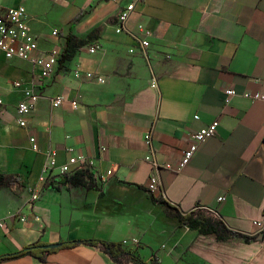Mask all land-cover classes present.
I'll use <instances>...</instances> for the list:
<instances>
[{
	"label": "crops",
	"instance_id": "crops-1",
	"mask_svg": "<svg viewBox=\"0 0 264 264\" xmlns=\"http://www.w3.org/2000/svg\"><path fill=\"white\" fill-rule=\"evenodd\" d=\"M130 2V32L118 33ZM19 5L27 10L40 54L63 49L69 23L83 12L75 31L99 28L93 43L102 48L91 53L83 47L67 72L56 67L46 79L32 62L0 56V174L18 176L11 187H0V256L36 241L138 237L137 254L149 263L264 264V230L255 228L264 222V100L244 95L264 91V0H0V16ZM141 37L150 41L146 48ZM28 86L40 99L22 126L17 106ZM228 88L235 94L227 104ZM58 95L65 100L55 107ZM216 119V133L181 168L191 132ZM79 153L93 160L99 189L45 188ZM52 159L53 172L41 184ZM153 174L159 179L155 192L178 211L209 207L251 238L219 241L179 226L139 187H148ZM35 189L40 198L30 201ZM113 189L133 190L142 203H127ZM56 249L45 260L26 254L0 264H119L97 246Z\"/></svg>",
	"mask_w": 264,
	"mask_h": 264
},
{
	"label": "built area",
	"instance_id": "built-area-1",
	"mask_svg": "<svg viewBox=\"0 0 264 264\" xmlns=\"http://www.w3.org/2000/svg\"><path fill=\"white\" fill-rule=\"evenodd\" d=\"M135 8V3L130 2L123 9L119 16V23L116 27L118 33L122 31L130 32L126 27V22ZM144 35L149 36L150 32L142 29ZM59 30L55 28L53 30V35L57 36ZM141 46L146 48L149 46L150 41L147 37L140 38ZM102 48L101 43L98 41L88 46V49L91 53H96ZM39 42L37 36L32 32L31 27L28 23V14L25 6L19 5L15 7H9L1 16H0V56H3L6 59L19 58L23 60H28L32 62L36 67L39 68V74L41 79L50 78L56 70L58 58L62 53V49L54 48L46 55L40 54L39 52ZM133 51V49H131ZM87 77H93L92 72L86 73ZM76 76H80L79 72H76ZM260 83L264 85V79L260 80ZM15 86H21L22 83L20 80L14 82ZM235 94L233 88H228L225 90V102L228 104L231 100V97ZM244 95L248 98L254 100H264V91L254 90L246 91ZM23 100L17 106V118L20 125L25 126L27 124L26 116L35 108L36 104L40 99L39 93L36 91L35 87L28 86L23 90ZM65 98L62 95H58L53 98V105L55 107L60 106L64 102ZM2 100L0 99V103ZM72 106L77 107V102L73 101ZM196 118L199 116L196 115ZM219 125V120L216 119L206 127L191 132L190 134V143L187 149L183 152V157L180 162V167H184L188 164L191 159L198 152L202 142L213 136ZM33 148L38 149V145L35 142V138H31ZM147 142L151 145V137H148ZM147 159H152L151 155L147 156ZM54 159L51 160V163L46 166L44 175L40 178V183L43 184L46 181L47 176L53 172L54 169ZM93 165V160H91L86 155L79 153L69 157L68 161L59 167V172L61 174L73 173L79 169L90 167ZM112 174V170H108L105 174H101V180L103 182L107 181L109 175ZM159 186L158 177L153 174L150 178L148 188L155 192ZM40 190L35 189L32 194L30 201H35L40 198ZM225 199V195L219 196V200ZM20 220H25L24 216L20 217ZM255 228L257 233L264 230V222L256 221ZM124 246H129L136 248L140 240L138 237L126 238L121 241Z\"/></svg>",
	"mask_w": 264,
	"mask_h": 264
},
{
	"label": "trees",
	"instance_id": "trees-1",
	"mask_svg": "<svg viewBox=\"0 0 264 264\" xmlns=\"http://www.w3.org/2000/svg\"><path fill=\"white\" fill-rule=\"evenodd\" d=\"M86 13L87 12L80 13L69 23L68 32L64 36L62 53L57 62V69L59 71L67 72L69 70L67 66L68 63L77 56L79 50L87 45L93 44V41L101 37V30L99 28H94L85 34H78L75 31V25L86 15ZM17 180V175L0 174V187H11L13 183H17ZM54 182H57L58 184L55 185ZM44 186L45 188L52 187L56 190L61 189V186H67L69 188H85L87 190L99 189L97 176L91 166L79 169L73 173H65L60 180L50 179L49 182H45ZM139 187L145 189L149 193L153 202L161 203L167 214L172 217L179 226H187L198 231L200 234L213 236L219 241H225L236 237L251 238L246 234H242L230 228L223 217L216 214L215 211L209 207L199 205L190 211L180 212L177 208L173 207L170 202L165 200L160 193L152 192L148 187L140 185ZM61 243V247H71L81 243L97 246L119 264H128L129 262H134L136 264H154V262H147L137 254L139 246L132 248L124 246L122 242L89 238L70 240ZM44 245L46 244L41 241L33 242L15 253L1 255L0 261L26 254L45 260L49 253L56 251L57 249L44 248Z\"/></svg>",
	"mask_w": 264,
	"mask_h": 264
},
{
	"label": "rangeland",
	"instance_id": "rangeland-1",
	"mask_svg": "<svg viewBox=\"0 0 264 264\" xmlns=\"http://www.w3.org/2000/svg\"><path fill=\"white\" fill-rule=\"evenodd\" d=\"M110 192L115 197L125 196L126 195L128 197L127 203H130V204H133V205L142 203L141 197L139 195H137L133 190H128V191H124L123 190V191H121V190L113 189ZM107 207L114 208V206L110 204L109 200H107Z\"/></svg>",
	"mask_w": 264,
	"mask_h": 264
},
{
	"label": "water",
	"instance_id": "water-1",
	"mask_svg": "<svg viewBox=\"0 0 264 264\" xmlns=\"http://www.w3.org/2000/svg\"><path fill=\"white\" fill-rule=\"evenodd\" d=\"M60 246H62V243H61V242H59V243H50V244H46V245H44L43 247H44V248H50V249H53V248H58V247H60Z\"/></svg>",
	"mask_w": 264,
	"mask_h": 264
}]
</instances>
